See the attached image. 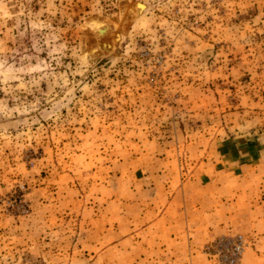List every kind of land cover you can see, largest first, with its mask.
I'll use <instances>...</instances> for the list:
<instances>
[{
	"label": "rangeland",
	"instance_id": "obj_1",
	"mask_svg": "<svg viewBox=\"0 0 264 264\" xmlns=\"http://www.w3.org/2000/svg\"><path fill=\"white\" fill-rule=\"evenodd\" d=\"M135 1L146 8L132 21ZM128 25L111 43L110 30ZM99 41L101 52L112 48L90 55ZM263 107L264 0H0L6 218L30 216L50 169L61 184L84 182V201L104 203L109 157L153 153L175 137L181 148L186 134L216 130L222 114L238 121L251 114L236 112Z\"/></svg>",
	"mask_w": 264,
	"mask_h": 264
},
{
	"label": "crops",
	"instance_id": "obj_2",
	"mask_svg": "<svg viewBox=\"0 0 264 264\" xmlns=\"http://www.w3.org/2000/svg\"><path fill=\"white\" fill-rule=\"evenodd\" d=\"M240 111L251 115L224 113L181 148L175 137L153 153L109 157L104 203L84 201L82 182L61 184L50 169L30 216L0 213V264H215L205 246L235 233L249 240L240 264H264V107Z\"/></svg>",
	"mask_w": 264,
	"mask_h": 264
},
{
	"label": "built area",
	"instance_id": "obj_3",
	"mask_svg": "<svg viewBox=\"0 0 264 264\" xmlns=\"http://www.w3.org/2000/svg\"><path fill=\"white\" fill-rule=\"evenodd\" d=\"M248 246L246 236L241 234L222 235L205 246V252L218 264H238Z\"/></svg>",
	"mask_w": 264,
	"mask_h": 264
},
{
	"label": "water",
	"instance_id": "obj_4",
	"mask_svg": "<svg viewBox=\"0 0 264 264\" xmlns=\"http://www.w3.org/2000/svg\"><path fill=\"white\" fill-rule=\"evenodd\" d=\"M139 3H141V4H143V8L145 9L146 8V4L145 3H143V2H140V1H135L134 3H133V7H132V11H131V13H129V14H127L126 16H128V15H130V16H134V19L135 18H137V17H139L140 16V13H139V11L137 12V5L139 4ZM135 8V9H134ZM144 9H143V11H144ZM134 10H135V12H134ZM142 11V12H143ZM134 14V15H133ZM134 19H133V21H134ZM124 24V21H123V23H122V25ZM104 26H102L101 28H103ZM105 27H108V26H105ZM129 27H127L126 29H123V28H121V27H119V30L117 31V32H115L114 33V35L112 36V30H110L109 28V30H110V32H111V35H110V41H111V43H112V40L114 41V42H118L120 39H121V34L125 31V30H127ZM96 32V31H95ZM97 33V32H96ZM98 34V33H97ZM99 35V34H98ZM100 36V35H99ZM100 42L101 41H99V43H97V44H95L94 46L92 45L90 48H89V54L90 55H92V56H95V55H102V54H105V53H107V52H109L110 51V49L112 48H110L109 50H105V51H103L101 54H98V52L96 51V52H93V49L94 48H97L98 46H99V44H100ZM110 44V43H109ZM108 44V45H109ZM102 46H103V44H102ZM105 49V48H104Z\"/></svg>",
	"mask_w": 264,
	"mask_h": 264
},
{
	"label": "bare ground",
	"instance_id": "obj_5",
	"mask_svg": "<svg viewBox=\"0 0 264 264\" xmlns=\"http://www.w3.org/2000/svg\"><path fill=\"white\" fill-rule=\"evenodd\" d=\"M139 4H141V3H139ZM142 6H143V4H141ZM144 7V6H143ZM134 15V14H133ZM127 19H129V18H125L123 21H124V23H125V21L127 20ZM133 19H134V16H132L131 17V20L133 21ZM123 23V22H122ZM131 25V24H130ZM130 25H128V26H125L123 29H126L127 27H129ZM123 26V25H122ZM109 43H106L105 44V48H108L109 46H110V44L108 45ZM103 48H104V44H103ZM98 52V54H101L102 52V50L100 49V48H96V49H93V52Z\"/></svg>",
	"mask_w": 264,
	"mask_h": 264
}]
</instances>
